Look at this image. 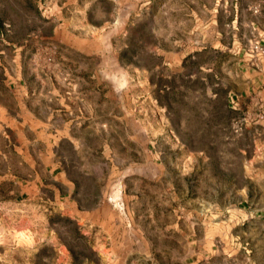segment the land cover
I'll return each mask as SVG.
<instances>
[{
	"label": "rangeland",
	"instance_id": "374dc122",
	"mask_svg": "<svg viewBox=\"0 0 264 264\" xmlns=\"http://www.w3.org/2000/svg\"><path fill=\"white\" fill-rule=\"evenodd\" d=\"M262 203L264 0H0V264H243Z\"/></svg>",
	"mask_w": 264,
	"mask_h": 264
},
{
	"label": "crops",
	"instance_id": "0c3cea01",
	"mask_svg": "<svg viewBox=\"0 0 264 264\" xmlns=\"http://www.w3.org/2000/svg\"><path fill=\"white\" fill-rule=\"evenodd\" d=\"M258 68H261L258 65ZM241 213V212H240ZM251 228L249 242L243 237L239 240V245L242 246L239 257H241L243 264H264V203L250 211ZM242 218V217H241ZM239 219L240 222L244 219ZM215 221L212 220V223ZM223 230H209L207 234H204L200 240H198V251L196 253L201 254L203 257L207 256V259L214 260V257L218 256L222 260H230L229 252L232 248V243L227 242ZM233 239V235H231ZM232 242V241H231ZM236 242H233V244ZM195 251L193 250V254ZM220 260V261H221ZM207 264H219L214 262H208Z\"/></svg>",
	"mask_w": 264,
	"mask_h": 264
}]
</instances>
